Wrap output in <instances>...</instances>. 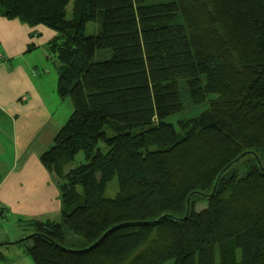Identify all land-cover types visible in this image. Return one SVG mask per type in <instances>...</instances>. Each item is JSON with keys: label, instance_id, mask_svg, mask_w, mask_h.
Returning a JSON list of instances; mask_svg holds the SVG:
<instances>
[{"label": "trees", "instance_id": "1", "mask_svg": "<svg viewBox=\"0 0 264 264\" xmlns=\"http://www.w3.org/2000/svg\"><path fill=\"white\" fill-rule=\"evenodd\" d=\"M0 13L56 33L46 47L73 107L39 155L61 221L27 220L31 235L0 246L33 264H264V0H0ZM181 80L208 105L177 132Z\"/></svg>", "mask_w": 264, "mask_h": 264}, {"label": "crops", "instance_id": "2", "mask_svg": "<svg viewBox=\"0 0 264 264\" xmlns=\"http://www.w3.org/2000/svg\"><path fill=\"white\" fill-rule=\"evenodd\" d=\"M55 35L44 25L29 26L17 19H7L0 13V115L7 120V129L0 124L1 163L6 164L4 148L11 140L16 142L18 130H28V119L32 121L31 117L42 110L49 114L46 113V102H42V95L34 87L32 71L42 65L43 74H48L46 62L50 61L55 63L58 76L60 63L46 47ZM43 122H39V129H42ZM8 160L10 162V155ZM19 162V166L16 163L14 169L9 168L0 176V219L14 218L21 226H26L25 221L31 219L53 220V216L60 214L61 199L52 174L41 164L39 156L21 157ZM23 235L8 233L0 244L15 242ZM12 245L13 250L21 246ZM0 254L2 260L8 259L3 251L0 250ZM13 254L18 256L17 259L24 257L20 249Z\"/></svg>", "mask_w": 264, "mask_h": 264}, {"label": "rangeland", "instance_id": "3", "mask_svg": "<svg viewBox=\"0 0 264 264\" xmlns=\"http://www.w3.org/2000/svg\"><path fill=\"white\" fill-rule=\"evenodd\" d=\"M170 0H145V4H155L159 2H167ZM67 11L70 12V4L67 7ZM100 32V23L99 21H90L85 25V34L86 35H95ZM111 51L108 49L98 50L92 61H102L106 60L110 57ZM57 63L58 60L55 59ZM43 63V62H42ZM46 66L49 69L48 74H43V66L38 65L37 69H33L32 71V81L36 91L38 94L42 95V102H46V113L42 110L38 115L31 117L32 121L28 119L27 122H30L28 125L29 128L26 131L18 130V139L16 142L10 143V145H6L4 148L6 151L5 163L0 162V176L7 172L9 168L14 169V167L20 165L21 157H28L30 155L39 156L41 153L49 149L53 144V137L58 132V130L65 124L69 115L72 112V101L69 96L60 97L56 90V82H57V67L54 62H46ZM34 72V73H33ZM179 92L181 101L183 104V111L179 113L172 114L166 118V121L172 123L175 126L177 132H179V127L177 122L179 120L190 118L197 116L201 112H203L207 108V101H202L199 104H192L188 92L186 90V86L184 81H179L178 83ZM214 97L210 95L208 98ZM6 118L0 115V124L2 128H6L7 125ZM43 122L42 129L38 128L39 122ZM7 129V128H6ZM1 152L2 148H0V160H1ZM10 155V162L8 160V156ZM81 162H84L83 154L79 152L74 157L70 163L66 165L65 170H69ZM10 164V165H9ZM240 166V165H239ZM238 167V166H237ZM240 169V167H238ZM118 192V182L116 176H114L107 184L104 196L107 198H114ZM207 206V200L205 198H197L194 202V207L199 210ZM54 221H61V216H53ZM65 230V241L66 244L71 246V244H75L76 240L83 242L80 238L74 235L72 232ZM13 232H17L19 234H25L20 238L27 237L31 235L32 229L29 226H21L19 225L14 218H6L0 219V240H5L7 234H13ZM13 238V236H11ZM18 240V239H17ZM19 245V244H18ZM14 245L11 246H0V250L3 251L7 260L0 259V264H12L13 262L18 264H33L31 258L26 254L24 250V246H18L16 250H13ZM77 246V245H76ZM20 249L21 253H24V257L20 256V259H17L18 256L14 255V251ZM216 264H219L218 256L216 257ZM164 264H173L172 260L166 261Z\"/></svg>", "mask_w": 264, "mask_h": 264}, {"label": "water", "instance_id": "4", "mask_svg": "<svg viewBox=\"0 0 264 264\" xmlns=\"http://www.w3.org/2000/svg\"><path fill=\"white\" fill-rule=\"evenodd\" d=\"M244 156V154H241L238 158H236L234 161H232L231 163H229L222 171H221V173H220V175L227 169V168H229L232 164H234L235 162H237L239 159H241L242 157ZM219 175V176H220ZM218 176V177H219ZM217 180V179H216ZM215 184H216V182H215ZM215 184H214V187H215ZM188 200H189V197H188ZM152 222H154V221H152ZM152 222H147V223H152ZM119 226H122V224H120V225H116V226H113V227H111V228H109L107 231H105L104 233H103V235L95 242V243H93L91 246H89L88 248H90V247H92V246H94L104 235H106L109 231H111V230H113V229H115V228H117V227H119Z\"/></svg>", "mask_w": 264, "mask_h": 264}]
</instances>
